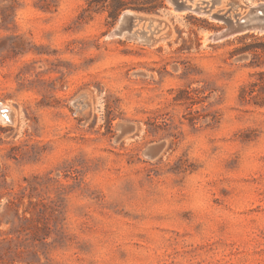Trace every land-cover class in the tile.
Instances as JSON below:
<instances>
[{
    "label": "rangeland",
    "instance_id": "rangeland-1",
    "mask_svg": "<svg viewBox=\"0 0 264 264\" xmlns=\"http://www.w3.org/2000/svg\"><path fill=\"white\" fill-rule=\"evenodd\" d=\"M88 2L0 0V264H264V34Z\"/></svg>",
    "mask_w": 264,
    "mask_h": 264
},
{
    "label": "water",
    "instance_id": "water-1",
    "mask_svg": "<svg viewBox=\"0 0 264 264\" xmlns=\"http://www.w3.org/2000/svg\"><path fill=\"white\" fill-rule=\"evenodd\" d=\"M219 0H211L212 5L199 7L186 4L185 0H167L172 5L174 12L188 11L199 16H206L209 20L223 24L222 28L207 34L204 37L205 41L219 42L230 37L246 34L248 32H256L264 34V2L257 3H238L237 1L230 3V9L220 13V11L212 12V6ZM240 8L242 12H231L232 9ZM168 12L164 11L158 17L139 16L131 10H124L120 13L117 22L113 29L109 31L105 38L111 39L115 37H127L129 39L142 40L145 37V32L141 29L144 24L150 26L153 22H162V18ZM3 108L0 109L2 113ZM118 128L122 134H129L133 131V126L129 124H119ZM164 143H155L149 146L146 150L148 158H155L162 151Z\"/></svg>",
    "mask_w": 264,
    "mask_h": 264
},
{
    "label": "trees",
    "instance_id": "trees-1",
    "mask_svg": "<svg viewBox=\"0 0 264 264\" xmlns=\"http://www.w3.org/2000/svg\"><path fill=\"white\" fill-rule=\"evenodd\" d=\"M158 1L160 0H147L146 2H138V0H89L88 6L99 5L101 7H108L110 10L109 17L115 20L120 11L125 8H131L136 11H153L158 7ZM31 237L33 240H40L35 232L31 233Z\"/></svg>",
    "mask_w": 264,
    "mask_h": 264
},
{
    "label": "bare ground",
    "instance_id": "bare-ground-1",
    "mask_svg": "<svg viewBox=\"0 0 264 264\" xmlns=\"http://www.w3.org/2000/svg\"><path fill=\"white\" fill-rule=\"evenodd\" d=\"M206 36V35H205ZM205 41V40H204ZM3 108L4 111H2V113H0V122L4 123L7 122L8 120H10L9 115H8V111L9 108L6 105H2L0 107V109ZM4 112V113H3ZM10 114V113H9Z\"/></svg>",
    "mask_w": 264,
    "mask_h": 264
}]
</instances>
